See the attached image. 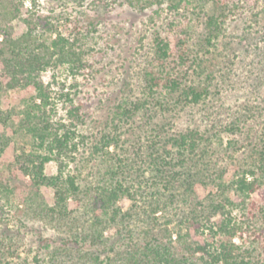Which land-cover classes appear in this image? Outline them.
Wrapping results in <instances>:
<instances>
[{"label":"trees","instance_id":"16d2710c","mask_svg":"<svg viewBox=\"0 0 264 264\" xmlns=\"http://www.w3.org/2000/svg\"><path fill=\"white\" fill-rule=\"evenodd\" d=\"M163 1L179 12L203 10L208 0H128L142 10ZM212 1L220 11L227 6ZM22 3L0 0V17H20ZM220 11L207 16L209 42L223 29L227 15ZM20 20L26 30L17 37L12 25H0V96L30 86L35 94L23 108H0V125L23 141L13 159L2 163L12 137L0 131V200L8 205L22 190L26 218L53 231L51 236L39 231L36 264H259L253 258L256 245L243 247L242 231L255 242L264 237L256 222L264 216V132L246 150L237 147L239 117L218 124L212 118L206 129L170 127L168 115L206 102L210 93L207 86L183 82L187 50L174 57L170 41L154 31L142 95L119 103L97 138L78 128L88 114L64 89L58 95L69 102L68 121L52 125L53 96L42 79L48 69L80 72L85 61L76 46L79 36L57 27L45 36L30 18ZM49 161L57 165L51 175L45 173ZM230 168L235 171L227 177ZM198 184L215 190L201 197ZM43 186L53 189L52 204ZM124 198L132 201L126 210L119 205ZM159 212L164 225L158 224ZM191 230L205 233L206 240L191 239Z\"/></svg>","mask_w":264,"mask_h":264},{"label":"rangeland","instance_id":"374dc122","mask_svg":"<svg viewBox=\"0 0 264 264\" xmlns=\"http://www.w3.org/2000/svg\"><path fill=\"white\" fill-rule=\"evenodd\" d=\"M222 1L227 6L221 11L208 0L202 1L203 10L174 12L167 7L168 1L150 4L142 10L132 7L128 0H105L107 4L96 0H23L19 6L20 17L30 18L43 33L50 27H57L71 38L75 33L80 38L76 46L82 49L85 65L79 73L73 74L61 67L48 69L42 75L44 83L50 84L53 96V111L49 110L51 105L47 107L52 125L56 126L60 120L68 121L69 102L58 95V91L64 89L88 114L85 121L78 123V128L98 138L119 103L142 95L143 71L152 55L153 33L159 31L170 41L174 57L181 49L187 50L188 60L184 67L188 72L183 82L207 86L210 91L206 102L168 115L166 120L171 123L170 127L206 129L211 127L212 118L218 124L239 117L242 128L236 132V139L242 144L237 147L249 149L264 132V0ZM219 11L227 15L225 23L218 37L209 42L206 40L209 34L206 19ZM20 17L9 21L2 16L0 25H12L17 37L26 30ZM34 94L32 86L10 90L0 96V108H23ZM158 115L154 119L159 120ZM1 130L12 137L1 156L2 163H7L23 141L13 134L11 127L0 125ZM56 169L55 161L45 164L48 175L54 174ZM233 171L230 168L227 177ZM197 188L201 197L215 190L212 185L198 184ZM41 193L47 203H53L51 187L43 186ZM24 198L22 190H18L12 195L10 204H2L0 200V264H24V259L27 264H36L33 255L40 248L39 231L43 236L53 233L26 218ZM252 200L260 203L256 194L252 195ZM131 204L126 198L119 202L125 210ZM235 213L238 217L239 211ZM156 217L159 225L166 224L162 213ZM256 222L264 236V216L260 214ZM112 232L110 229L106 235ZM242 234L243 247L256 245L253 258L264 264V237L255 242L256 238L249 231L243 230ZM190 236L201 243L206 240L205 233L191 230ZM235 241L240 242L238 238Z\"/></svg>","mask_w":264,"mask_h":264}]
</instances>
